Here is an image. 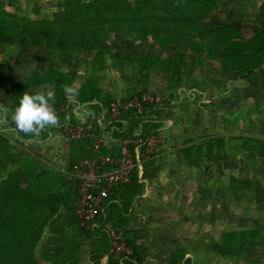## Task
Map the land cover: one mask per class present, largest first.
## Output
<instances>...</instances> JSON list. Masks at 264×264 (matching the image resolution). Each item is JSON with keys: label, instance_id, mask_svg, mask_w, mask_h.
I'll return each mask as SVG.
<instances>
[{"label": "trees", "instance_id": "obj_1", "mask_svg": "<svg viewBox=\"0 0 264 264\" xmlns=\"http://www.w3.org/2000/svg\"><path fill=\"white\" fill-rule=\"evenodd\" d=\"M59 1L63 12L60 19L12 17L0 11V57L10 51L25 49L44 54L43 73L33 72L8 88V103L13 109L19 105L26 91L35 94L39 87L53 88L55 105L66 102L64 86L74 85L78 71L66 72L59 67L76 65L80 63V53H90L91 59H88L91 55H86L83 61L90 62L94 71L81 85L77 101L88 105L93 116H104L105 123L109 124L111 104L115 99L104 92L97 73V70L110 66L106 55L109 52L123 75L125 68L130 66L134 67L133 71L142 73L138 84L142 86L141 91L122 98V103L134 97L142 98L147 93L152 71L167 77V99L161 106L144 104L142 113L132 108L122 110V122L115 125L117 131L113 134L114 139L121 141L133 138L141 130L148 136L161 131L164 123L156 119V109L178 102L180 90L188 87L194 93H204L207 85L197 76L202 75L205 64H211L216 73L238 74L242 82L264 68V14L256 15L252 34H245L233 25L215 29L207 26L206 18L220 9L221 0ZM116 39H122L131 50L137 49L135 52L114 51ZM149 47L157 52L138 53ZM30 88L35 89L32 91ZM214 97L208 95L206 98L210 102ZM257 111L264 114V96ZM104 134L102 131L98 133ZM22 137L24 140L36 138L25 134ZM232 139L202 138L201 145L185 148L184 157L195 168H200L203 159L208 164L226 162L229 154H252L264 162V139L244 137L238 141L233 139L235 142L231 143ZM73 142L83 150L82 159L95 156L89 149V142ZM102 154L107 155L109 151L105 149ZM155 157L152 156L153 159ZM79 159L72 161L71 168ZM142 167V178L140 169L136 168L132 183L112 191L105 201L104 213L98 217L101 225L109 223L122 231L132 250L131 255L119 261L102 229L92 232L81 227L75 204L79 198L78 185L74 188V193H77L74 197L53 187L46 188L42 178L34 177L39 171L37 163L0 136V264H81L83 242L87 239L91 242L92 264H103L105 257L108 258L107 264H145L140 240L135 231L129 229L130 210L134 202L145 194L147 183L151 184L155 175L151 160L142 161ZM60 180L73 182L67 176L60 177ZM35 183L37 185L34 186ZM249 188L264 189L255 181H232L229 186L236 196L238 190ZM67 220L72 227L70 231L66 230ZM50 226L55 228V236L49 238L39 254L44 234ZM211 249L214 255L231 260L253 255L257 249L264 250V228L223 232L220 241L212 244ZM188 254L186 249L180 248L171 254L166 264H186Z\"/></svg>", "mask_w": 264, "mask_h": 264}, {"label": "rangeland", "instance_id": "obj_2", "mask_svg": "<svg viewBox=\"0 0 264 264\" xmlns=\"http://www.w3.org/2000/svg\"><path fill=\"white\" fill-rule=\"evenodd\" d=\"M0 11L12 17L42 20L60 19L63 14L59 0H0ZM257 14H264V0H221L220 9L210 14L205 23L212 29L233 25L245 34H252ZM113 49L135 52L137 48L131 50L122 39H116ZM152 50L157 52L152 47L137 51ZM86 55L91 54L80 53V63L69 68L59 67L66 72L78 71V78L72 86L75 94L67 97L77 96L83 82L94 71L90 62L83 61ZM106 55L110 66L97 70L104 92L110 93L114 99H122L141 91L142 86L138 84L142 73L133 71L134 67L130 66L125 68L123 75L119 65L112 61L111 54ZM43 57L41 51L34 49L10 51L0 57V127L3 119L11 118L15 110L8 103V88L33 72L43 73ZM197 79L207 85L204 93H194L186 87L179 91L178 102L156 109V119L164 123L162 131L166 142L154 154L156 157L150 159L155 175L149 192L132 206L137 211L130 214L129 229L140 237L146 264H166L171 254L180 248L189 253L186 264H253V261L264 264V250L261 249L240 260L218 257L211 252L212 244L220 241L223 232L264 228V189L238 190L237 196L229 190L232 181H255L264 187V162L252 154H229L226 162L208 164L203 159L200 168H195L184 157L185 148L201 145L202 138L228 141L244 137L264 139V114L257 111L264 96V68L242 82L238 74L216 73L211 64H205ZM147 85V93L162 97L161 106L167 99V77L152 71ZM36 90L37 93L52 91L56 96L50 87ZM208 95L215 97L209 102ZM13 127L16 130L14 123ZM233 139L231 143L235 142ZM13 141L14 148L21 154L27 149L29 151L25 153L35 157L36 149L26 146L22 135L21 138L14 135ZM83 243L81 264H92L90 241L87 239Z\"/></svg>", "mask_w": 264, "mask_h": 264}, {"label": "built area", "instance_id": "obj_3", "mask_svg": "<svg viewBox=\"0 0 264 264\" xmlns=\"http://www.w3.org/2000/svg\"><path fill=\"white\" fill-rule=\"evenodd\" d=\"M162 102V97L155 93H145L142 98L136 97L126 103L115 99L111 104L112 117L109 124L105 123L104 116H93L88 105L78 101L69 99L58 106L53 105L60 117L59 126L55 128L71 142H89V149L95 155L93 158L76 162L66 175L78 185L76 215L80 225L92 232L102 229L108 235L112 253L119 261L131 255L132 250L128 247L122 231H118L109 223L101 225L98 223V217L105 211V201L109 194L132 183L136 168L140 169L142 178V161H149L158 152L159 147L165 144L166 136L162 130L150 136L141 130L133 138L118 141L113 137L117 131L115 125L122 122V110L132 108L142 113L144 104L160 105ZM99 131L105 134L98 135ZM105 135L110 136V140L105 138ZM105 149L109 154H102Z\"/></svg>", "mask_w": 264, "mask_h": 264}, {"label": "crops", "instance_id": "obj_4", "mask_svg": "<svg viewBox=\"0 0 264 264\" xmlns=\"http://www.w3.org/2000/svg\"><path fill=\"white\" fill-rule=\"evenodd\" d=\"M68 98L73 101H77V96L74 95L72 97L68 96L67 99ZM9 121H12L10 117H5L3 119L2 126L0 127V133H1L0 136L4 137L14 146L13 144L14 135L17 134L21 138V135L23 136V133H18L17 130H15V128L13 127V122L10 123ZM25 142H27L25 144L26 146H31L36 149L35 153H33L35 154L34 155L35 157L25 153L29 151L27 149L25 152L22 151L24 152L23 154L28 159H32L33 161H35L39 167V171L34 174V177H37L39 179L42 178V182L44 181L46 188L47 187L56 188L58 191H60V193H68L72 197L77 195V193L76 194L74 193V188L76 187V184L73 182L71 183L70 181L69 182L66 181L64 183L60 180V177L66 176L67 173L71 171V165L73 160H75L77 157H79L80 159L76 160V162L82 160L83 150L78 146H76V143L71 142L64 135H62L55 127L48 128L45 131H43L39 137L26 140ZM39 183H41V180L39 181ZM35 185L37 184L35 183L34 186ZM149 186L150 184L147 183L145 194L149 192ZM78 201L79 198L78 200H76L75 204H78ZM134 211L137 210L131 208L130 214ZM63 213L65 212L63 211ZM135 214L137 213H133V215ZM131 217L132 216L130 215V220ZM69 223H70L69 220H67V222L65 223L66 230L68 231L72 229ZM54 230L55 228L53 226L48 227V230L44 234V238H43L44 243H42L40 246L39 254H41V249H43V246H45V243L48 242L49 238L55 236ZM138 239L140 240L139 236ZM83 253H84V248H83ZM107 262H108V258L105 257L102 263L107 264Z\"/></svg>", "mask_w": 264, "mask_h": 264}, {"label": "clouds", "instance_id": "obj_5", "mask_svg": "<svg viewBox=\"0 0 264 264\" xmlns=\"http://www.w3.org/2000/svg\"><path fill=\"white\" fill-rule=\"evenodd\" d=\"M67 95L75 94L70 85L64 86ZM55 97L52 91L29 94L26 91L12 114V121L18 133L39 137L48 128L59 126L60 117L54 109Z\"/></svg>", "mask_w": 264, "mask_h": 264}]
</instances>
